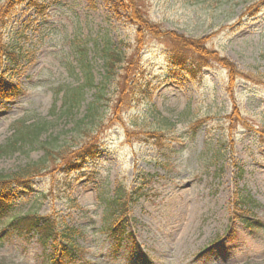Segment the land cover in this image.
Instances as JSON below:
<instances>
[{
    "label": "rangeland",
    "instance_id": "obj_1",
    "mask_svg": "<svg viewBox=\"0 0 264 264\" xmlns=\"http://www.w3.org/2000/svg\"><path fill=\"white\" fill-rule=\"evenodd\" d=\"M118 1L32 0L0 27V149L41 129L0 153V177L47 161L29 188L5 181L13 203L0 215V264H264V0L140 1L162 30L206 39L205 51L231 64L196 78L171 65L168 38L139 40ZM106 46L122 54L112 73ZM3 48L19 50L18 62ZM89 142L95 157L64 172L54 152ZM121 193L116 211L108 200ZM32 210L77 231L78 247L55 254L10 227Z\"/></svg>",
    "mask_w": 264,
    "mask_h": 264
},
{
    "label": "trees",
    "instance_id": "obj_2",
    "mask_svg": "<svg viewBox=\"0 0 264 264\" xmlns=\"http://www.w3.org/2000/svg\"><path fill=\"white\" fill-rule=\"evenodd\" d=\"M141 0H127V5H125L120 0L117 2V9H124L127 10V13L130 14V20L133 21L136 26L138 27V31L142 32V37L139 36V40L144 39L148 35L154 36H164V38H168L171 41V54H170V62L173 67H178L181 70L185 71L187 74L192 75L193 77H197L199 71L210 65L212 62L220 63L225 67H230L231 64L225 59L220 58L215 55L209 54L205 51V42L206 39H189L184 38L182 36L178 37L168 31H164L161 29L160 25H155L150 19L147 17L143 3L140 2ZM32 0H9L8 5L4 6L0 10V27L5 26L6 20L11 16L13 11L25 4H30ZM258 6H255L257 8ZM118 14V11L115 10ZM119 17V16H118ZM120 18V17H119ZM103 58L105 61V66L109 73L114 72L118 65L122 63V54L120 51H117L110 46H106L102 49ZM2 58L5 59L9 64L17 63L20 57L19 50L15 49H8L1 51ZM85 73L88 79V85L91 86L93 84V78L91 75V71L87 68V65H84ZM82 93L79 91L74 92L70 95V99L67 102V111H73L76 109V105L79 104L80 98ZM200 124V123H199ZM41 129L39 127H35L29 131H21L19 136L16 135L13 137L11 143L7 146V148L0 149V153L5 155L9 153L14 147L17 148L21 147L23 144H33L34 142L38 141ZM148 136H158L157 133H148ZM69 148H64L57 153L60 158L63 159L65 162V168L63 169L66 173H74L79 171L83 168L85 162L89 159L94 158L96 155L95 149L96 147L92 146V143H87L84 146V149L81 152H68ZM50 155V159L54 153H51V150L48 152ZM74 158V161L71 160ZM44 158V162H38L26 167L24 170H21L19 173L10 176L8 180L0 177V208H1V217L6 218L10 211L11 206L13 203V198L10 196L8 191L6 190V183L5 181H12V184H15L19 187L29 188V180L35 176V173H38L42 167L47 164V161ZM48 159V160H50ZM129 196V195H128ZM126 197V196H125ZM130 198L129 200H131ZM125 200L124 194H118L117 196L108 200V204L114 206L115 210H124V204H121L122 201ZM121 202V203H120ZM247 211V210H246ZM246 211H237L239 215L248 214ZM10 227L15 232L18 233H31L36 232L41 241L44 243L45 246L52 245L56 252H61L64 255H68L72 249L77 248L75 245L76 236L79 233L75 230L60 227L61 230L57 229L56 222L51 219V217H39L37 216L36 212L32 210V212H28L22 217L13 219L10 223ZM249 229H253L249 227ZM254 230V229H253ZM72 247V249H71ZM54 254V255H55ZM56 258V256H54ZM52 260H55L52 258Z\"/></svg>",
    "mask_w": 264,
    "mask_h": 264
},
{
    "label": "bare ground",
    "instance_id": "obj_3",
    "mask_svg": "<svg viewBox=\"0 0 264 264\" xmlns=\"http://www.w3.org/2000/svg\"><path fill=\"white\" fill-rule=\"evenodd\" d=\"M246 245L249 247V249H253V250L257 251V253H259L261 251L260 247L253 246V245L250 244V242H247Z\"/></svg>",
    "mask_w": 264,
    "mask_h": 264
}]
</instances>
